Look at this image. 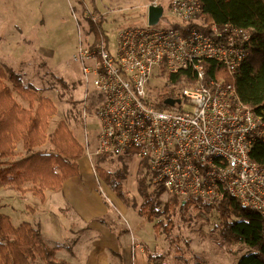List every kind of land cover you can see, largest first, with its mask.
<instances>
[{"label": "built area", "instance_id": "1", "mask_svg": "<svg viewBox=\"0 0 264 264\" xmlns=\"http://www.w3.org/2000/svg\"><path fill=\"white\" fill-rule=\"evenodd\" d=\"M151 5L162 8L157 24L122 28L113 43L102 30L90 32L73 53L90 85L84 98L93 90L103 96L91 113L83 104L95 130L94 145L88 136L81 142L84 156L127 154L138 165L145 161L152 184L168 195L209 206L230 196L264 219V166L249 156L264 142L263 116L241 100L233 81L209 77L203 66L212 59L235 74L250 54V30L214 22L209 33L187 29L201 10L199 0H150L146 7ZM85 7L87 20L96 24L98 15ZM165 9L172 18L160 26ZM188 68L194 83L180 89L179 102L154 107L153 73L167 80Z\"/></svg>", "mask_w": 264, "mask_h": 264}, {"label": "trees", "instance_id": "2", "mask_svg": "<svg viewBox=\"0 0 264 264\" xmlns=\"http://www.w3.org/2000/svg\"><path fill=\"white\" fill-rule=\"evenodd\" d=\"M201 10L196 21L188 25L209 33V24L231 23L234 26L249 29L251 33L250 54L237 72L228 75L223 66L212 59H206L203 66L209 77H224L233 81L241 100L261 114L264 119V0H199ZM98 22H89V33L99 34L102 30L103 15L95 7ZM178 28L177 24H172ZM186 29V30H187ZM88 33V34H89ZM194 76L190 68L170 75L164 86L153 93L154 107L168 108L163 103L165 98H178L180 89L191 86ZM19 100L26 103L23 105ZM103 100L102 94L91 91L84 106L92 112ZM56 114V106L50 97L38 94L36 89L26 85L22 75L12 69L0 66V188L11 186L24 191L21 186L30 182L31 191L41 201L44 190L59 189L63 182L79 174V159L84 156L81 142L73 135L63 119L56 121L50 130V121ZM20 155H17V148ZM99 162L113 160L107 153L96 155ZM250 158L264 166V142L255 144ZM124 157L121 167L110 172L95 162V172L108 184L113 192L127 205L138 206V213L147 221L163 216L166 223L154 224L165 233L173 227L172 216H187L189 210L203 218L213 210L218 217V231L221 238L230 244H243L249 250L240 256L236 264H264V219L259 213L243 207L236 198L227 196L217 205H205L196 200H180L168 195L162 202L164 190L152 184L145 161H141L136 170V188L141 202L126 192L123 185L128 173L129 155ZM105 206L111 205L104 199ZM190 219V218H189ZM107 225L104 218L98 219ZM107 222V223H106ZM110 225V223H108ZM58 247L49 246L44 240L38 225L22 221L14 226L10 217L0 212V264H68L55 258ZM152 264L162 262L161 256L150 257Z\"/></svg>", "mask_w": 264, "mask_h": 264}, {"label": "rangeland", "instance_id": "3", "mask_svg": "<svg viewBox=\"0 0 264 264\" xmlns=\"http://www.w3.org/2000/svg\"><path fill=\"white\" fill-rule=\"evenodd\" d=\"M149 1L94 0L95 7L103 15L102 29L110 43L114 42L120 29L147 23L145 4ZM85 5L92 9V0H0V66L21 73L26 85L36 89L38 94L51 98L56 106V114L50 121V130L54 128L56 121L63 119L80 142L88 136L90 144L94 145V119L83 116V104L86 100L84 92L90 85L85 82L81 67L73 58L77 45L89 33V22L83 13ZM169 18L172 17L165 9L159 25L165 26L164 19ZM166 82L165 76L157 77L153 73L150 89L155 92ZM19 102L26 105L21 100ZM182 108L189 110L190 106L183 101ZM17 150L19 156V146ZM86 158L91 174L96 176L95 162L113 173L124 161V157H115L105 162L97 161V156ZM137 167L134 159H130L122 190L130 196L133 195L140 203L141 197L136 188ZM28 185L32 184L28 182ZM107 186L111 189L108 184ZM4 188L0 192V202L10 192V204L0 209V212L9 214L14 226L22 221L34 222L27 210L28 207L37 206L32 194H23L11 186ZM8 188L12 189L6 190ZM55 196L56 194H48V206L49 200ZM167 196L168 193L164 192L161 196L162 202ZM116 197L126 212L123 215L109 202L111 210H106L109 215L115 212L117 220L109 221L112 227L106 222V227L112 228L117 237L127 233V237L131 238V245L133 235L136 236L140 243L135 241V245L145 246L148 260L154 256L162 257V262L158 264H236L240 256L249 250L243 244H230L221 238L217 228L218 217L214 210L205 218L196 215V211L192 209L187 216L173 215V227L167 234L161 227L158 230L154 228L157 222H162L163 225L167 222L163 216L147 221L138 213L137 205L127 206L117 195ZM66 210H71L69 205L60 209L65 218L60 220L68 224L70 215ZM43 238L48 242L46 234H43ZM149 262L152 264L150 260Z\"/></svg>", "mask_w": 264, "mask_h": 264}, {"label": "crops", "instance_id": "4", "mask_svg": "<svg viewBox=\"0 0 264 264\" xmlns=\"http://www.w3.org/2000/svg\"><path fill=\"white\" fill-rule=\"evenodd\" d=\"M78 163L79 175L65 180L57 190H44L42 201L32 193V185L29 186L28 182L21 186L24 191L20 190L23 194L30 192L37 201L36 208L27 209L34 221L31 223L39 226L42 236L46 234L49 246L58 247L55 258L68 264H149L145 246L135 245L139 242L136 236L133 235L131 245V238L127 237V233L117 237L112 228L100 223L98 219L101 218L108 223L117 220L115 212L108 214L104 199L123 215L126 211L107 184L96 174H91L87 158L81 157ZM4 187L0 188V192ZM9 189L12 188L6 190ZM49 193L56 194L49 200L50 206L47 205ZM9 197L10 192L0 202V209L9 206ZM68 205L71 210H66L70 215L67 224L60 220L65 219L60 209Z\"/></svg>", "mask_w": 264, "mask_h": 264}, {"label": "water", "instance_id": "5", "mask_svg": "<svg viewBox=\"0 0 264 264\" xmlns=\"http://www.w3.org/2000/svg\"><path fill=\"white\" fill-rule=\"evenodd\" d=\"M161 14H162L161 7H155L152 5L149 6L147 8V23L151 25L157 24V22L159 21V18L161 17ZM175 101L179 102V99L175 100L174 98L168 97L163 100V103L167 106H172Z\"/></svg>", "mask_w": 264, "mask_h": 264}]
</instances>
